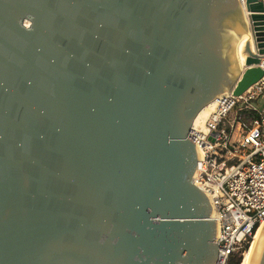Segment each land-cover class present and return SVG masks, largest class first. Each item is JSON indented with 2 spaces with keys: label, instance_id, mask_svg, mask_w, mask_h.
<instances>
[{
  "label": "water",
  "instance_id": "obj_1",
  "mask_svg": "<svg viewBox=\"0 0 264 264\" xmlns=\"http://www.w3.org/2000/svg\"><path fill=\"white\" fill-rule=\"evenodd\" d=\"M263 60L257 0H0V264H217L189 133Z\"/></svg>",
  "mask_w": 264,
  "mask_h": 264
},
{
  "label": "built area",
  "instance_id": "obj_2",
  "mask_svg": "<svg viewBox=\"0 0 264 264\" xmlns=\"http://www.w3.org/2000/svg\"><path fill=\"white\" fill-rule=\"evenodd\" d=\"M241 3L245 9L246 0ZM259 67L264 72V60ZM263 93L264 75L240 96L219 98L189 133L201 159L194 184L210 195L216 209L217 264L243 256L264 221V109L253 105ZM247 113L256 114L248 126L242 122Z\"/></svg>",
  "mask_w": 264,
  "mask_h": 264
},
{
  "label": "bare ground",
  "instance_id": "obj_3",
  "mask_svg": "<svg viewBox=\"0 0 264 264\" xmlns=\"http://www.w3.org/2000/svg\"><path fill=\"white\" fill-rule=\"evenodd\" d=\"M25 24L28 25V22L26 21ZM248 38L249 35L246 33V35L243 38L242 54L240 57V61L238 63L240 68L244 67V61H245L244 48ZM216 105H217V101H214L209 105H207L204 109H202V111L198 114L194 122L195 125L205 120L207 116L214 111ZM263 235H264V221L261 223L259 229L255 234V237L253 238V241L251 242L249 248L245 252L242 264H254Z\"/></svg>",
  "mask_w": 264,
  "mask_h": 264
},
{
  "label": "trees",
  "instance_id": "obj_4",
  "mask_svg": "<svg viewBox=\"0 0 264 264\" xmlns=\"http://www.w3.org/2000/svg\"><path fill=\"white\" fill-rule=\"evenodd\" d=\"M256 118L255 113H247L245 116L242 117L243 124H248L249 120ZM244 256V255H243ZM242 262V256L236 255L234 257H231L229 261L226 264H241Z\"/></svg>",
  "mask_w": 264,
  "mask_h": 264
},
{
  "label": "rangeland",
  "instance_id": "obj_5",
  "mask_svg": "<svg viewBox=\"0 0 264 264\" xmlns=\"http://www.w3.org/2000/svg\"><path fill=\"white\" fill-rule=\"evenodd\" d=\"M253 105H254L259 111H261V110L264 109V93H263V96L260 97V98L257 100V102L253 103ZM229 118H230L231 120H233V119L235 118V112H233V113L230 115ZM246 125H247V123H246ZM247 126H248V125H247ZM240 256H241V255H240ZM243 258H244V256H242V262H241V264L243 263Z\"/></svg>",
  "mask_w": 264,
  "mask_h": 264
}]
</instances>
